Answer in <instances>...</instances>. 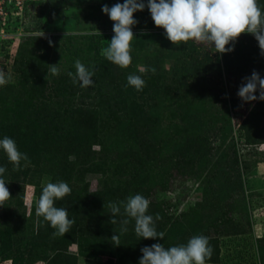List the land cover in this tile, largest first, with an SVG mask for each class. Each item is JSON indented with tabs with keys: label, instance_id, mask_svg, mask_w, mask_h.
Here are the masks:
<instances>
[{
	"label": "rangeland",
	"instance_id": "374dc122",
	"mask_svg": "<svg viewBox=\"0 0 264 264\" xmlns=\"http://www.w3.org/2000/svg\"><path fill=\"white\" fill-rule=\"evenodd\" d=\"M104 5L105 0H33L25 3L23 11L10 3L0 5L3 8H0V12L5 15L1 16L0 13V70H4L10 78L6 85L0 86V95L3 97L0 99V110L5 109L6 112L10 110L11 104H15L17 97H27L28 85L19 88L13 71L18 48L24 43L28 45L29 54H46L49 66L58 67V74H53L49 67L48 75H45L47 91L60 84L62 79H68L69 72H76V60H80L85 67L99 64L103 57L101 50L108 47L105 44L114 35L113 22L102 12ZM134 19L138 23L133 27V33L150 36L141 39L143 50L140 52V62H131L128 67L132 73L147 72L141 57L145 60L150 55L154 59L155 49L159 47L164 46L167 57L158 67L153 66L155 73L159 72L162 76V88L155 84L160 95L153 102L158 105L151 107V90L146 93L136 90L138 97L143 96L137 99L144 107L141 115L152 125L149 139L152 144L156 143L155 149L150 152L147 148L143 156L148 162L142 175L143 187L138 186V189L148 192L140 195L150 202L148 215L152 216L156 207V215L159 214L161 223H157L155 214L152 217L156 230L163 232L164 237L144 239L142 244L131 239L130 250L139 252L138 261L134 264H139L144 247L156 243L166 248L186 245L197 235L208 238L213 249L212 256L218 247V259L206 264H264V115L259 130L257 123L254 124L255 132L260 135L258 139H263L262 142L246 144L245 133L241 130V125L253 114L261 116L263 110L259 107L264 101L242 102L235 89L239 79L229 80L225 72L220 77H194L195 83L206 85L210 90L202 97L200 92L191 91L186 92L187 95L181 93L182 99L178 96L173 99L174 94L170 90L171 85H174V71L180 68L182 62L180 48L166 38L163 29L156 26L151 28L154 22L150 14L134 15ZM250 36L242 34L237 42L253 43ZM41 39L45 41H39ZM195 44L201 51L210 53L213 60L215 57L222 59V55L208 44ZM106 62L102 64L104 68ZM113 67L119 68L114 64ZM190 73L193 71L184 75L189 76ZM163 86L168 92H163ZM255 95L259 96V89ZM232 99L237 101L236 108L232 105ZM194 137H207L209 142L202 145L194 143ZM146 139L145 143L148 144V137ZM100 148L99 145L92 148L97 159L102 157ZM25 165L19 169H15L14 165L13 168L8 167L11 171L6 170L0 177L13 194L5 202L8 209L0 207V229H4V221L8 220L5 211L9 213L13 210L19 216L15 220L13 212L10 213L12 216H9L7 223L11 221V226L18 225L20 231H25L13 234L12 259L2 260L1 257L0 264H57L53 258L56 252L53 251L52 240L57 242L60 236H53L54 231L50 230V236L47 237L53 245H43L37 240L40 228L49 229L50 224L37 215L36 207L43 187L48 182L54 183V173H58L59 177L61 171H58L54 162L47 160L37 168H30L26 176L29 166ZM108 175L76 172L69 185L75 190L86 185L87 191L93 193L99 190L102 183L105 187L114 188L127 183L128 179L125 176L122 178L117 172ZM125 190L128 191L127 198L136 195V184ZM22 193L24 205L21 206L17 204L15 195L21 197ZM120 201L126 202L127 199L121 198ZM88 215L97 226L100 220L97 213L91 210ZM20 216H23L21 221L18 220ZM125 219L129 220L127 229L134 230L135 220L126 215ZM111 227L113 225H107L106 238L99 241L98 236L94 246H90L89 238L88 246L95 250L93 260L96 264L117 262L110 254ZM235 229H239L242 234H233ZM1 249L3 246L0 242ZM26 251L31 255L24 258L22 256H26ZM61 253L76 256L77 264H86V258L80 255L75 243L68 245Z\"/></svg>",
	"mask_w": 264,
	"mask_h": 264
},
{
	"label": "trees",
	"instance_id": "16d2710c",
	"mask_svg": "<svg viewBox=\"0 0 264 264\" xmlns=\"http://www.w3.org/2000/svg\"><path fill=\"white\" fill-rule=\"evenodd\" d=\"M105 1L109 8L116 3L125 2V0ZM147 2L148 0H144L145 4ZM258 3L264 10V0H258ZM147 14L150 12L145 7L144 11L136 12L134 15ZM154 27L155 25L151 28ZM149 36L135 35L136 38L131 43L133 63L139 64L140 52L143 50L141 39ZM250 37L253 43L236 42L234 50L223 54L221 60L219 57H215L213 60L210 53L201 51L194 41L181 44L179 52L182 62L180 68L174 71V85H171L170 90L173 91V99H176L177 96L182 99L181 93L187 95L186 92L191 91L200 92V97L206 92L208 93L210 90L206 85H198L194 82V77L198 75L203 78L220 77L225 72L229 80L239 79L235 85L236 92L244 82V78L250 77L253 71L259 73L260 77L264 79V55L261 54L255 37L252 35ZM101 40L104 39L101 38ZM34 41L36 42V38ZM39 41H45V39ZM105 42H107L106 39ZM105 45L107 46L108 43ZM163 47L155 49L154 59H151L152 56L150 55L146 56L145 60H142L141 57V61L147 66L145 73L137 71L134 74L130 68L113 67L110 61L102 57L99 64L86 66L95 73L92 77L93 87L83 88L79 82L73 84L71 77H68V79H62L60 84L49 91L45 88L47 83L45 75H48L49 69L48 55L29 54L28 45L25 46V43L18 48L16 61L13 63L14 78L18 81L19 88L24 87L25 84L28 85L26 88L27 97H17L15 104L13 106L11 104L10 110H6V112L5 109L0 110V139L4 137L13 139L18 150L27 154L30 163L20 162V167L24 164L29 166L26 176H28L30 168H37L48 160L54 162L58 171H61L59 177L58 173H54V183L63 181L69 185L76 172L99 173L106 177L109 176L108 173L110 174V172H117L122 178L125 176L128 179L126 180L127 183L118 188L107 185L105 187L102 183L99 190L93 193L87 191L86 185L82 189L77 187L76 190L69 185L71 193L56 202L57 207H64L68 210V218L74 221L69 232L65 235H59L60 239L57 242L52 240L54 245L47 236H50V230L55 231V229L50 226L49 229L40 228L39 233L37 232V240H40L41 244L53 245V251L56 252L53 258L57 264H77L76 256L72 257L61 253L64 248L73 243L78 245L80 255L86 258V264H96L93 260L95 250L88 246L89 238H91L90 246H94V240L98 236L99 241H103L106 238L107 225H113L111 227L113 229L109 230L111 238L113 235L119 237L118 242L111 240L109 244L111 246L110 254L117 261L115 264H134L138 261L139 252L135 249L130 250L131 246L129 245L131 239L133 241L136 239L135 241L139 244H142L144 239L138 237L134 230H121L125 227L121 221L125 219L124 203L126 202L120 201V199L126 200L128 192L125 190L126 187L129 189L135 184L136 194L147 192L138 189V186L143 187L142 175L146 171V162H148L143 156L146 155L147 148L152 152L156 143L152 144L149 139L152 133V125L148 119H143L141 113L144 107L137 102V99L143 98V96L138 97L136 90L127 85V77L130 74L142 77L146 87L141 92L146 93L151 90L153 94L151 107L154 108L156 104L158 105V103L153 102L160 95L155 84L161 87L162 76L159 72L153 73L151 68L154 65L158 67L164 58L167 59L166 50ZM105 61H107V65L104 68L102 64ZM190 71L193 73L188 74L189 76L184 75ZM75 73L73 71V75ZM145 75L147 77H144ZM163 92H168L164 86ZM1 98L3 97L0 95ZM232 105L237 107L236 99H232ZM259 109L263 110L261 116L253 114V117L246 119L241 125V130L246 136L245 143L248 145L258 144L261 141V138L258 139L260 135L255 132L254 124L257 123L258 128L261 117L264 115V103L260 104ZM147 137L148 144L145 143ZM193 140L194 143L197 142L201 145L209 142L207 137H194ZM94 145L101 147L100 154L102 153V157L99 159L95 158V153L92 151ZM0 155H3V163L0 166L5 167L8 172L10 170L8 167L13 168V164L7 160L3 150H0ZM124 185L125 187L122 188ZM23 195V193L21 197L15 195L18 205H24ZM110 203H115L120 208V212L114 217L117 220L116 224L109 222L113 215L108 207ZM5 205L4 203L3 207L6 208ZM9 205L11 206V204ZM155 208L152 216L156 215ZM91 210H94L100 219L97 226L88 215ZM10 213L15 220L19 216L13 210L9 213L5 211L8 220L9 216H12ZM155 215L154 217H156ZM22 217L20 216L18 220L21 221ZM8 220L4 221V229H0V242L3 246L0 251L2 260L12 259L10 252L13 249V234L25 232L20 231L18 225L11 226V221L7 223ZM160 221L161 219L157 220V223L160 224ZM91 225L93 226L92 230H90ZM233 234L242 233L239 229H235ZM91 243L93 244L91 245ZM216 250L215 255L206 262H213V260L218 259V247ZM28 253L26 251V256L22 257L27 258L31 255Z\"/></svg>",
	"mask_w": 264,
	"mask_h": 264
},
{
	"label": "clouds",
	"instance_id": "9594fccd",
	"mask_svg": "<svg viewBox=\"0 0 264 264\" xmlns=\"http://www.w3.org/2000/svg\"><path fill=\"white\" fill-rule=\"evenodd\" d=\"M145 7L149 10L156 28L163 29L166 38L174 46L178 47L189 41L206 43L216 53L223 55L234 50V45L242 34H251L264 55V10L258 0H148L147 4L144 0H125L124 3H116L111 8L107 5L102 7V12L113 22L114 35L110 43L108 42V47L101 50V55L121 69L128 68L132 62L131 43L136 38L132 29L138 23L134 14L144 11ZM98 33L101 35L99 31ZM49 43L51 45V41ZM49 67L53 74H58L57 65ZM75 68V75L68 73L73 84L79 82L83 88L93 87L94 71L86 68L80 60L75 61ZM151 71L155 73L156 69L152 68ZM9 79L6 72L0 70V86L6 85ZM127 85L142 91L145 82L140 76L130 74L127 77ZM257 89L258 97L255 95ZM237 95L246 103L257 99L264 101V79L253 71L250 77L244 78ZM0 150L5 152L15 169H19L21 161L30 163L27 154L21 153L15 141L9 137L0 139ZM5 171V167L0 166V176ZM6 185L4 179L0 178V207L11 199ZM70 193L71 188L66 182H48L37 202L36 213L55 229L53 236L67 234L74 223L68 218L66 208L56 206L58 200ZM149 203V200L140 194L130 196L124 203V213L135 220L134 231L138 237L163 239L164 233L156 230L153 217L147 214ZM108 207L113 214L109 222L116 224L114 217L120 212V208L115 203H110ZM155 219H160L159 214ZM121 223L126 226L129 220L124 219ZM121 230L127 231V228L123 227ZM111 239L118 242L119 237L113 235ZM141 252L139 264H206L213 249L206 236L197 235L186 245L166 248L156 243L142 248Z\"/></svg>",
	"mask_w": 264,
	"mask_h": 264
},
{
	"label": "built area",
	"instance_id": "2783aa9c",
	"mask_svg": "<svg viewBox=\"0 0 264 264\" xmlns=\"http://www.w3.org/2000/svg\"><path fill=\"white\" fill-rule=\"evenodd\" d=\"M27 1H33V0H0V5H4L5 3H10V5H14L15 7L19 8L20 11H23V7ZM0 8L3 9L2 7ZM0 13L1 16H5L3 12Z\"/></svg>",
	"mask_w": 264,
	"mask_h": 264
}]
</instances>
